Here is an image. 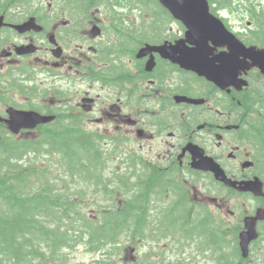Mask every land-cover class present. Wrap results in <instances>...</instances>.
Here are the masks:
<instances>
[{"label": "flooded vegetation", "instance_id": "flooded-vegetation-1", "mask_svg": "<svg viewBox=\"0 0 264 264\" xmlns=\"http://www.w3.org/2000/svg\"><path fill=\"white\" fill-rule=\"evenodd\" d=\"M45 1L0 0L5 23L0 28V135L36 138L42 125L11 131L12 108L57 112L53 107L62 100L51 91L57 89L55 81L79 76V83H93L70 101L82 113L83 122H95L97 135L114 140L120 134L134 141L148 165L157 163L166 179L179 178L186 185L178 188L186 196L185 203L178 196L176 204L161 202L156 211L155 206L147 208L144 217L152 222L147 221L145 243L163 242L166 235L161 226L175 219L184 236L176 234L174 241L189 246L192 264V219L199 217L206 232L200 247L205 250V264H264V101L258 98L260 92L264 94V72L256 66L244 72L238 62L243 57L235 52L231 58L236 59V77L227 83L210 81L185 68L192 59L189 64L184 56L192 57L197 43L189 40L181 47L187 28L161 4ZM208 2L211 13L246 46L264 48V0ZM31 18L39 27L15 28L34 22ZM210 45L211 38L205 43V54ZM220 52L229 51L217 47L212 55ZM85 97L91 99L89 109ZM209 157L229 177L249 182L248 189L218 182L209 170ZM257 178L263 182L262 191ZM217 186L238 196L242 209L231 208L232 200ZM195 202L228 211L197 212ZM250 217H256L254 231H250L254 224ZM167 218L170 221L165 222ZM242 235H255L249 240L247 256L242 253Z\"/></svg>", "mask_w": 264, "mask_h": 264}, {"label": "trees", "instance_id": "trees-1", "mask_svg": "<svg viewBox=\"0 0 264 264\" xmlns=\"http://www.w3.org/2000/svg\"><path fill=\"white\" fill-rule=\"evenodd\" d=\"M258 98L264 101V94L260 92ZM65 131L57 125L35 142L2 145L0 264H69L70 255L79 247L95 255L91 264H127L122 240L142 239L148 221L143 213L152 194L156 197L158 189L169 190L171 197L186 202L185 194L160 172L152 173L151 183L141 179L130 186L124 180L114 187L103 175L113 156L101 153L93 136L80 133L77 124L66 126ZM54 153L66 165L62 177L66 191L53 192L55 187L47 180L48 184L32 192L38 174L33 159ZM28 155L32 160L26 159ZM79 180H83L82 187ZM119 198L122 203H117ZM92 200H96L94 205ZM86 205L95 209L94 217L85 213ZM205 233L192 230V237L200 239Z\"/></svg>", "mask_w": 264, "mask_h": 264}, {"label": "rangeland", "instance_id": "rangeland-1", "mask_svg": "<svg viewBox=\"0 0 264 264\" xmlns=\"http://www.w3.org/2000/svg\"><path fill=\"white\" fill-rule=\"evenodd\" d=\"M43 1H45V0H43ZM56 1L57 0H48V2H53V3H56ZM28 2H29V0H28ZM46 2L47 1H45V3ZM78 81H79V77H74L73 81L71 80L69 83H63L62 84V86H68V85L71 86V88H69V89L72 92V94H71L72 99H74L73 96H75V94H77L78 91L88 90L92 86L91 82L85 81L84 83H79ZM97 86H98V84H96V87ZM105 93H108V91H105ZM78 97H79V95H78ZM79 100L81 101V98ZM76 102H74V103L76 104ZM58 104H60V103H58ZM66 114H67V116L64 117V120L62 121L63 122L62 130L64 131V133H66V131H65L66 126H70L72 122L77 123L76 120L78 119V117L80 115L77 111H70ZM85 127L88 130H90L92 128L95 129V127H97V125L95 123L89 122V120H87ZM39 135L40 134H37L36 137H38ZM21 138H23V137H21ZM29 158L31 159V155L26 156V159H29ZM32 158H33V155H32ZM34 160L35 159H33V163H36V165L38 167V174L34 177L32 192L37 190L38 188L48 184L47 180H49L51 182L52 186L55 187V188H53V192H56L57 190H60L62 193L65 192L66 188L64 187L65 185L62 182V177L65 176L64 171H66V165L62 164L61 156L57 153H54L53 155L48 156V157L42 155L38 161H34ZM82 182H83V180H79L77 182L80 184V187H82ZM217 189L220 191V193L223 196H226L229 198L228 199L229 202L232 200L230 202L231 208H235L236 211H239L240 209H242L241 200L238 196L232 195L231 193L225 191L224 189H222L219 186H217ZM74 198H77V197H74ZM84 209H85L84 210L85 213H87V214L92 213L90 211L91 209L89 206L86 205V208H84ZM210 209L214 212H216V211L227 212L228 211L227 208L220 209L216 205H211ZM90 216L93 217L92 215H90ZM219 219H225V218H219ZM199 241L200 240L192 242V260L194 259V262H193L194 264H201V263L206 262L205 261V250L199 249L201 246V243L199 244ZM129 244H130V241L127 243V245H129ZM132 245H134L135 250H134V252H131V253L130 252L128 253V251H127L129 256H132L133 253L136 256L142 254V252L144 251V246H143L142 241L138 242V243L132 242ZM186 250L187 251L185 253H182L183 255H181L183 259H188V254L190 252V251H188L189 246H187ZM73 251H75V252L70 255L71 262L69 264H75V263L76 264H91L92 261L96 258L95 255L90 254V252H86L85 249L82 247H79Z\"/></svg>", "mask_w": 264, "mask_h": 264}, {"label": "water", "instance_id": "water-1", "mask_svg": "<svg viewBox=\"0 0 264 264\" xmlns=\"http://www.w3.org/2000/svg\"><path fill=\"white\" fill-rule=\"evenodd\" d=\"M178 1H180V9L181 10L184 9V3H186V0H178ZM252 50H256V49L245 50V53L247 52L252 53ZM260 52H264V50H261ZM256 63L264 67V64L261 58L257 59ZM51 118L52 117L41 116L40 114L35 113V112H24V111L12 110V120L10 121V128L16 132L19 130L18 128L34 127L37 123L48 121Z\"/></svg>", "mask_w": 264, "mask_h": 264}]
</instances>
